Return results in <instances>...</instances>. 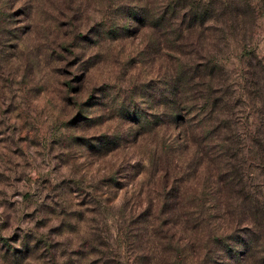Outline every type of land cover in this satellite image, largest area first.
Returning <instances> with one entry per match:
<instances>
[{"label": "rangeland", "instance_id": "1", "mask_svg": "<svg viewBox=\"0 0 264 264\" xmlns=\"http://www.w3.org/2000/svg\"><path fill=\"white\" fill-rule=\"evenodd\" d=\"M169 2L0 0V264H264V0Z\"/></svg>", "mask_w": 264, "mask_h": 264}, {"label": "trees", "instance_id": "2", "mask_svg": "<svg viewBox=\"0 0 264 264\" xmlns=\"http://www.w3.org/2000/svg\"><path fill=\"white\" fill-rule=\"evenodd\" d=\"M175 1L177 0H170L169 2L172 5L171 7L172 9H174L175 7V5H173L175 4ZM189 7L190 8L188 9L191 19L199 18L198 19L199 23L202 21H206L208 19H217L216 18L217 9L215 7L210 6L203 8V10H201L200 8L198 9V7H193V5ZM232 12L234 13L233 16H236L235 12L234 11ZM167 32H171V31L168 30ZM209 65L212 68L209 71L211 72V75H213L215 71V69L213 68L216 65L214 64V62L213 63L211 62V64L209 63ZM184 78L186 77H181L180 75L178 77L179 79L178 83L183 82ZM200 97L203 98L204 104L203 105L201 104L197 108V113L195 114L193 119L196 120V119H200L201 117L204 118L207 117L208 114L209 116L212 115L211 118H215V120L216 119L218 120H216V122L211 125L210 127L211 130L206 129V125L200 123L195 128H192V130L190 131L187 130V125L186 126L184 125V127L182 128L183 130H180V132H183L184 135H186L185 133H188L192 137V141L197 145L199 151L201 152L202 150V154L205 155L207 159L211 161V166L213 167V169L216 170V173L214 174V176H216V179H213V182L216 185L215 188L216 200L219 204H224V206H227L230 205L229 204V199L231 196L230 193L234 189L233 175L229 172L232 163L230 162V158L232 157V154H234L232 152L234 146L232 144V138L229 137L227 134L223 136L225 132L223 134H221V132L226 131L227 133L228 130L234 129L233 128L234 126L232 123H228V121H226L228 118L220 116L219 106L222 105L223 103L222 102L223 99L221 98V96L219 95L215 96L212 95V93H206L204 95L202 93ZM186 119L187 120L182 119L183 122L182 124L187 122L191 124V122H189L191 119L190 118H186ZM219 209H221V207ZM247 210L248 213L251 212L249 209ZM220 237L221 238L223 237V239H227L230 237L237 244L243 243V241L239 240L237 236L235 238L234 234H232L231 236L221 235ZM233 252L237 254L238 252L237 248H234Z\"/></svg>", "mask_w": 264, "mask_h": 264}]
</instances>
